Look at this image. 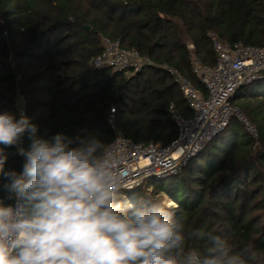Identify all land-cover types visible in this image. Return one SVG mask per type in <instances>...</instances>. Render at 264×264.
<instances>
[{
	"label": "trees",
	"instance_id": "1",
	"mask_svg": "<svg viewBox=\"0 0 264 264\" xmlns=\"http://www.w3.org/2000/svg\"><path fill=\"white\" fill-rule=\"evenodd\" d=\"M210 31L229 45L263 46L264 0H0V110H15L23 97L27 115L48 136L87 129L101 133L109 145L114 108L116 126L128 138L169 146L179 131L169 106L186 117L194 113L162 65L177 68L203 90L193 61L216 64ZM104 37L121 39L154 64L137 73L97 68L93 61ZM261 83L239 88L232 98L257 128L259 143L232 118L180 173L146 178L126 190V197L147 193L164 202L167 196L191 226L227 229L237 248L264 252ZM7 151L9 164L19 167L15 149Z\"/></svg>",
	"mask_w": 264,
	"mask_h": 264
},
{
	"label": "clouds",
	"instance_id": "2",
	"mask_svg": "<svg viewBox=\"0 0 264 264\" xmlns=\"http://www.w3.org/2000/svg\"><path fill=\"white\" fill-rule=\"evenodd\" d=\"M23 104L0 110V264H264L227 229L193 227L147 193L129 200L123 157L101 133L48 136Z\"/></svg>",
	"mask_w": 264,
	"mask_h": 264
},
{
	"label": "built area",
	"instance_id": "3",
	"mask_svg": "<svg viewBox=\"0 0 264 264\" xmlns=\"http://www.w3.org/2000/svg\"><path fill=\"white\" fill-rule=\"evenodd\" d=\"M208 35L217 54L216 64L202 66L193 61L194 72L199 76L203 90L177 68L162 65V69L174 78L194 113L192 117H186L174 104L169 106L171 120L179 130L177 139L169 146L138 143L128 138L116 126V110L112 108L108 122L114 138L108 147L123 157L122 170L127 176V190H133L149 177L166 178L179 173L178 168L185 166L225 131L232 118L239 119L259 143L257 128L232 102V98L239 88L264 80V45H249L241 41L229 45L222 42L214 31ZM103 43L101 55L93 61L97 68L109 67L114 73H137L154 64L140 51L124 47L119 38L104 37ZM188 46L194 49L192 43ZM23 106L26 111L25 101Z\"/></svg>",
	"mask_w": 264,
	"mask_h": 264
},
{
	"label": "rangeland",
	"instance_id": "4",
	"mask_svg": "<svg viewBox=\"0 0 264 264\" xmlns=\"http://www.w3.org/2000/svg\"><path fill=\"white\" fill-rule=\"evenodd\" d=\"M258 82H262V83H261L262 85H260L259 88H260V87L263 88V87H264V81H258ZM249 120H250V119H249ZM250 121H251V120H250ZM186 165H187V164H186ZM186 165H185V166H186ZM185 166H182V167H179V168H178V170H180L179 173L182 171L181 168H183V167H185ZM177 174H178V173H177ZM169 201H170V199L166 196L164 202L169 203ZM175 206H176V205H175Z\"/></svg>",
	"mask_w": 264,
	"mask_h": 264
},
{
	"label": "bare ground",
	"instance_id": "5",
	"mask_svg": "<svg viewBox=\"0 0 264 264\" xmlns=\"http://www.w3.org/2000/svg\"><path fill=\"white\" fill-rule=\"evenodd\" d=\"M168 204H170V205H174V206L176 205V203H175V202H173V201H171V200L169 201V203H168Z\"/></svg>",
	"mask_w": 264,
	"mask_h": 264
},
{
	"label": "water",
	"instance_id": "6",
	"mask_svg": "<svg viewBox=\"0 0 264 264\" xmlns=\"http://www.w3.org/2000/svg\"><path fill=\"white\" fill-rule=\"evenodd\" d=\"M86 28H87V29H90V27H89V26H86Z\"/></svg>",
	"mask_w": 264,
	"mask_h": 264
}]
</instances>
